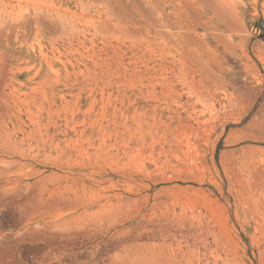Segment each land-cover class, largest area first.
Listing matches in <instances>:
<instances>
[{
	"label": "rangeland",
	"instance_id": "obj_1",
	"mask_svg": "<svg viewBox=\"0 0 264 264\" xmlns=\"http://www.w3.org/2000/svg\"><path fill=\"white\" fill-rule=\"evenodd\" d=\"M0 264H264V0H0Z\"/></svg>",
	"mask_w": 264,
	"mask_h": 264
},
{
	"label": "trees",
	"instance_id": "obj_2",
	"mask_svg": "<svg viewBox=\"0 0 264 264\" xmlns=\"http://www.w3.org/2000/svg\"><path fill=\"white\" fill-rule=\"evenodd\" d=\"M257 27V26H256ZM260 28V27H259Z\"/></svg>",
	"mask_w": 264,
	"mask_h": 264
}]
</instances>
